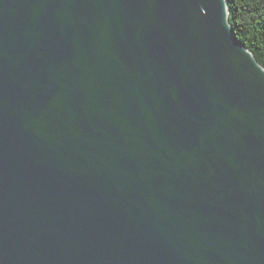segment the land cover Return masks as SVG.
Returning a JSON list of instances; mask_svg holds the SVG:
<instances>
[{
	"label": "water",
	"instance_id": "water-1",
	"mask_svg": "<svg viewBox=\"0 0 264 264\" xmlns=\"http://www.w3.org/2000/svg\"><path fill=\"white\" fill-rule=\"evenodd\" d=\"M0 264H264L228 0H0Z\"/></svg>",
	"mask_w": 264,
	"mask_h": 264
},
{
	"label": "trees",
	"instance_id": "trees-1",
	"mask_svg": "<svg viewBox=\"0 0 264 264\" xmlns=\"http://www.w3.org/2000/svg\"><path fill=\"white\" fill-rule=\"evenodd\" d=\"M228 5L238 39L264 67V0H228Z\"/></svg>",
	"mask_w": 264,
	"mask_h": 264
}]
</instances>
